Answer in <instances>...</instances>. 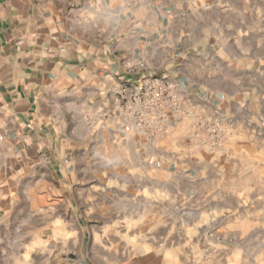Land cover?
<instances>
[{"label":"crops","instance_id":"1","mask_svg":"<svg viewBox=\"0 0 264 264\" xmlns=\"http://www.w3.org/2000/svg\"><path fill=\"white\" fill-rule=\"evenodd\" d=\"M152 77L176 86L179 112L137 133L113 86ZM197 117L264 131V0H0V264L21 263L36 196L60 200L44 213L84 212L99 147L157 197L202 198L217 179L226 197L232 176L180 150ZM77 226L84 264H264V225Z\"/></svg>","mask_w":264,"mask_h":264},{"label":"rangeland","instance_id":"2","mask_svg":"<svg viewBox=\"0 0 264 264\" xmlns=\"http://www.w3.org/2000/svg\"><path fill=\"white\" fill-rule=\"evenodd\" d=\"M170 120L171 114L166 124ZM190 123L192 130L187 137L181 136L180 150L183 146L186 153L207 159L209 173L219 176L225 170L232 176V181L227 182L231 192L226 197L221 192L225 183L219 179L208 183L207 196L202 198L157 197L151 183L133 180L132 175L139 173V166L107 165L104 161L109 152L99 147L94 157L99 158L101 164L88 167L96 176L84 182L85 194L90 195L84 199V212L63 214L58 208L47 214L43 206L58 204L60 200L52 199L39 208L40 199L36 196L37 212L22 216L21 222L27 221L28 225H16L14 236L28 242L16 247L17 253L24 255L18 261L22 264H77L82 259L69 241L75 243L76 238L81 237L77 225L82 216L83 225H100V229L104 225H264V131H255L251 119L246 120L249 130L245 134H225L220 119L197 117ZM260 123L264 124L262 120ZM175 138L171 135L167 141L175 145L178 142ZM256 158L263 160L260 165ZM180 185L187 186L184 182ZM61 225L67 226V237ZM84 232L83 237L91 236V229ZM103 232L107 235L120 231L112 228ZM65 237L68 245L63 242Z\"/></svg>","mask_w":264,"mask_h":264},{"label":"built area","instance_id":"3","mask_svg":"<svg viewBox=\"0 0 264 264\" xmlns=\"http://www.w3.org/2000/svg\"><path fill=\"white\" fill-rule=\"evenodd\" d=\"M113 91L137 133H142L145 127L165 124L169 114L179 112L176 86L165 78L120 82L113 86Z\"/></svg>","mask_w":264,"mask_h":264},{"label":"bare ground","instance_id":"4","mask_svg":"<svg viewBox=\"0 0 264 264\" xmlns=\"http://www.w3.org/2000/svg\"><path fill=\"white\" fill-rule=\"evenodd\" d=\"M77 264H83V262L81 260L77 261Z\"/></svg>","mask_w":264,"mask_h":264}]
</instances>
